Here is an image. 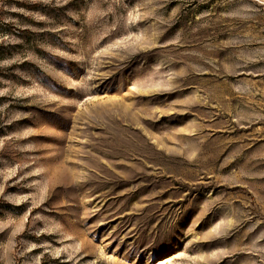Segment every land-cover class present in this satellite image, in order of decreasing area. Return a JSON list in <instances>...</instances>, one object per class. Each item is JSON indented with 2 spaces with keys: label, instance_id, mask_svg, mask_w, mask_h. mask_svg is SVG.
<instances>
[{
  "label": "rangeland",
  "instance_id": "374dc122",
  "mask_svg": "<svg viewBox=\"0 0 264 264\" xmlns=\"http://www.w3.org/2000/svg\"><path fill=\"white\" fill-rule=\"evenodd\" d=\"M0 264H264V0H0Z\"/></svg>",
  "mask_w": 264,
  "mask_h": 264
}]
</instances>
